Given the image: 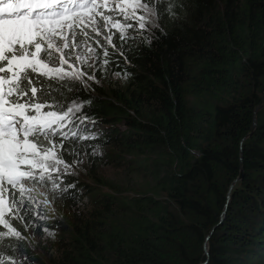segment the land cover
Wrapping results in <instances>:
<instances>
[{
    "label": "trees",
    "instance_id": "obj_1",
    "mask_svg": "<svg viewBox=\"0 0 264 264\" xmlns=\"http://www.w3.org/2000/svg\"><path fill=\"white\" fill-rule=\"evenodd\" d=\"M149 7L151 35L108 47L106 67L127 73L124 84L79 98L98 135L77 147L131 156L123 166L140 182L65 176L75 198L34 222L54 237L10 221L26 263L264 264V0Z\"/></svg>",
    "mask_w": 264,
    "mask_h": 264
},
{
    "label": "snow or ice",
    "instance_id": "obj_2",
    "mask_svg": "<svg viewBox=\"0 0 264 264\" xmlns=\"http://www.w3.org/2000/svg\"><path fill=\"white\" fill-rule=\"evenodd\" d=\"M152 2L0 0V264L28 259L26 237L10 221L54 237L48 227L34 223L49 219L38 211L39 204L51 210L56 200L75 198V184L63 178L76 173L61 155L78 159L80 141L98 135L91 132L96 121L83 112L90 100L79 99L87 90L85 78L103 73L110 62L108 47L116 51L114 36L126 43L129 29H146V16L156 15ZM115 67L112 75L126 78ZM76 113L81 115L69 119ZM39 189H50L51 200ZM35 193L44 199L38 202ZM5 250L23 259L6 260Z\"/></svg>",
    "mask_w": 264,
    "mask_h": 264
},
{
    "label": "rangeland",
    "instance_id": "obj_3",
    "mask_svg": "<svg viewBox=\"0 0 264 264\" xmlns=\"http://www.w3.org/2000/svg\"><path fill=\"white\" fill-rule=\"evenodd\" d=\"M157 25L156 16H146V29L142 32H133L131 29L128 30V36H133L138 38L139 36H147L151 35L153 29ZM113 44L120 43V41L114 36ZM100 44L104 45V40H100ZM93 47H96L93 44ZM101 49H97L99 53ZM84 70L92 74V69L85 67ZM86 79L87 83V91L92 93H101L103 90L110 92L112 88L121 86L126 81V78L122 75L121 77H115L112 75V69L110 67H105L103 73L100 71L95 72V80ZM98 81V83H97ZM120 127H124L120 124ZM116 158V159H113ZM132 158L129 155L118 156L113 154L110 150L104 148H96L91 151V153H84L78 158L73 159L67 155H61V159L66 163L72 166V171H74L77 177L83 181L93 182L90 179L89 175L91 172L95 171V174H99L103 177H106L109 181V184L118 185L121 189H125V182H132L137 184L140 182V178L138 175L133 174L135 172L129 171L128 167L123 166L124 161ZM121 160V161H120ZM93 180L94 177H93ZM42 189H39L41 192ZM105 190V189H104ZM44 192V191H42ZM37 201H42L44 197L40 196L38 193H35ZM46 195V194H45ZM51 210L45 208L42 203L39 204L38 211L42 212L47 209L49 212L53 213L55 208L51 205ZM26 264H35L28 261Z\"/></svg>",
    "mask_w": 264,
    "mask_h": 264
},
{
    "label": "water",
    "instance_id": "obj_4",
    "mask_svg": "<svg viewBox=\"0 0 264 264\" xmlns=\"http://www.w3.org/2000/svg\"><path fill=\"white\" fill-rule=\"evenodd\" d=\"M264 105V97H263V102L261 103V105H259L257 108H256V110H258L261 106H263ZM254 127H255V125H254ZM242 177V174H241V176H240V178ZM207 253H208V251H207Z\"/></svg>",
    "mask_w": 264,
    "mask_h": 264
}]
</instances>
